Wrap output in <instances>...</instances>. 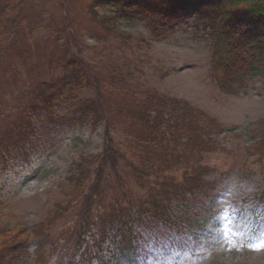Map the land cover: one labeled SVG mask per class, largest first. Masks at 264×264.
Returning <instances> with one entry per match:
<instances>
[{"label":"trees","instance_id":"1","mask_svg":"<svg viewBox=\"0 0 264 264\" xmlns=\"http://www.w3.org/2000/svg\"><path fill=\"white\" fill-rule=\"evenodd\" d=\"M105 1L122 17L142 20L159 12L161 26L163 18L178 23L195 16V28H202L208 45L209 71L216 86L231 94L260 80L264 88V0H95L88 7L90 17L106 34L131 45L137 40L120 30V18L95 11V5ZM148 23L155 36L142 38L139 44L164 39L157 21ZM57 34L53 30L44 39ZM98 39L95 51L105 56L98 48L104 42ZM67 53L48 81L21 83L26 91L20 102L7 94L18 81L10 65L0 82V120L15 114L22 123L13 137L10 127L0 133V162H7L26 133L34 130L36 110L43 108L52 116L55 98L82 86L94 87V96H75L65 114L94 127L103 123L106 143L100 154L80 156L72 165L65 190L44 222L0 228V264H21L28 257L35 264H142L144 244L152 237L171 244L196 241L213 214V198L223 178L209 159L219 151L234 157L233 150L217 140L233 129L143 85L134 77L139 67L135 60L114 64L120 59L116 57L112 64L106 56L100 61L106 60L107 66L96 74L84 59ZM244 132L247 153L237 173L248 189L237 202V216L259 223L264 222V185L258 181L264 176V120ZM60 222L54 236L51 231Z\"/></svg>","mask_w":264,"mask_h":264},{"label":"rangeland","instance_id":"2","mask_svg":"<svg viewBox=\"0 0 264 264\" xmlns=\"http://www.w3.org/2000/svg\"><path fill=\"white\" fill-rule=\"evenodd\" d=\"M94 2L0 0V46L7 47L11 42L7 49H0V82L7 77L10 65L15 68L12 75L18 78L7 94L14 102L23 101L26 87L21 83L30 81L33 86L36 80L48 81L64 51H68V56L84 59L96 74L102 72V65L107 66L106 60L100 61L106 56L112 64L116 57L120 59L114 60V64H122V59L127 58L135 60L139 67L134 77L143 85L205 112L224 128L231 127L233 133L226 131L217 140L234 152V157H227L219 151L209 159L223 178L213 198V214L197 241L172 246L165 239L152 237L143 247L142 264H264V222L245 221L237 216V202L248 189L237 173L247 153L244 131L264 119L261 81L256 80L245 90L231 94L216 86L209 71L208 45L201 36L202 28H195V16L178 23L163 18L161 26L159 12L138 20L122 17L119 9L108 1L95 5L99 15L121 19L120 30L137 40L130 45L114 34H106L94 22L88 13ZM151 21H157L156 28L163 31L164 39L139 44L140 39L155 36L148 23ZM53 30L58 31L57 36L45 40L44 36ZM99 37L104 43L98 48L105 56L94 48L99 45ZM77 89L55 98L52 116L43 108L36 110L32 120L34 130L26 133V139L7 162H0V228H28L44 222L65 190L72 165L79 162L80 156L102 152L106 143L104 124L94 127L65 114V107L76 97L84 99L95 94L91 86ZM116 103L121 104L119 100ZM21 123L20 117L10 115L0 120V133L10 127L13 137L20 132ZM258 177L264 185V176ZM61 224L51 234L55 236ZM33 250L34 245L29 247L30 254ZM21 264H35V259L28 257Z\"/></svg>","mask_w":264,"mask_h":264},{"label":"snow or ice","instance_id":"3","mask_svg":"<svg viewBox=\"0 0 264 264\" xmlns=\"http://www.w3.org/2000/svg\"><path fill=\"white\" fill-rule=\"evenodd\" d=\"M262 246H264V245H262ZM229 250H231V249H229Z\"/></svg>","mask_w":264,"mask_h":264}]
</instances>
